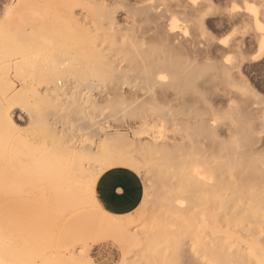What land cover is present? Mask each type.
<instances>
[{
	"label": "bare ground",
	"instance_id": "obj_1",
	"mask_svg": "<svg viewBox=\"0 0 264 264\" xmlns=\"http://www.w3.org/2000/svg\"><path fill=\"white\" fill-rule=\"evenodd\" d=\"M152 1L125 25L117 2L6 1L0 264H85L97 232L64 243L63 228L104 209L96 189L114 167L138 173L145 192L134 211L105 220L119 264H264V85H252L245 64L264 56V0H224L223 10L216 0ZM216 13L241 24L214 45L222 60L198 62ZM199 84L237 104L201 108ZM150 125L154 139L125 132Z\"/></svg>",
	"mask_w": 264,
	"mask_h": 264
},
{
	"label": "rangeland",
	"instance_id": "obj_2",
	"mask_svg": "<svg viewBox=\"0 0 264 264\" xmlns=\"http://www.w3.org/2000/svg\"><path fill=\"white\" fill-rule=\"evenodd\" d=\"M6 1L7 0H0V13L4 9V6L7 4ZM107 1L117 2L119 4H122V5H119V7L117 8V12H116V16L118 17V20L120 21L122 25H125L127 21H130V20H134V19L136 21L141 20V16L136 15L134 10L137 8H142L145 5H148L150 2H154L152 0H107ZM216 2L219 8H221L222 10L227 7L226 6L227 3L224 0H216ZM168 4H169V7L172 8V10L176 9V6H174V3L169 2ZM238 4H240V2ZM162 7L163 6H160V8ZM222 10H217L216 12H219ZM238 22L236 23V25L232 26L226 20V18L224 19V17L219 15V13H216L215 15L210 17L209 30H210V34L214 37V43L210 44V47L212 49L210 48L209 53L206 51H201L195 54L197 56L198 62H203L207 58H210L211 60H214V61L216 59H218L219 61L222 60L224 57V53H222L219 50H216V46L214 45H217L222 39L230 38L231 32L233 31V29L240 26L241 23H238ZM149 29H150L149 26H145V30H149ZM151 32L152 31H149L148 33L150 34ZM246 40H247V43L245 45V52H246V55L249 58H251L255 56V53L257 51V46L255 43L249 42L248 39ZM245 64L247 65L248 76L250 78V82L252 83L254 87H256L257 90L262 91L261 87L264 85V56L260 60L254 61V62L247 60ZM213 87L214 86L212 84L200 85V90L204 92V94L206 95V99H207L206 104L199 103V106L201 108L204 109L205 107V109L209 110L212 106V108L215 110H219V109L226 110L228 109L230 105L237 104L236 95H231V94L225 95L222 91H220L218 94L212 93ZM67 94L70 95L69 93ZM174 97L175 95H173V93H169L170 99H173ZM188 98L187 99L190 101L194 100L193 97H188ZM176 102L179 103L180 101L177 100ZM176 102H173V103H176ZM206 114L208 116H211V113L209 111ZM125 132H128V134L133 139H135L136 137L141 138V139L142 138L144 139L153 138L154 139L156 136V134L153 132L152 125L148 126L145 130H141L138 135L134 134L130 130L128 131L126 130ZM220 134H221V138H224V139L228 138V134L224 130H222ZM136 174L139 175L138 173ZM144 199H145V192L143 194L141 203L144 201ZM111 213H114V212L104 207L103 210H99V211L98 210H85L81 212L80 214L71 217L65 223L64 228H63L64 243L74 242L76 237L80 234L87 233V232H90L91 234H95L97 232V234L95 235V239L92 240L91 242L90 264H119L120 256L124 252L123 248L122 246L116 244V236H114L111 233H108L103 228L105 224V220L108 219V216H110ZM44 264H73V263L66 262L63 260L53 259L48 262H45Z\"/></svg>",
	"mask_w": 264,
	"mask_h": 264
},
{
	"label": "crops",
	"instance_id": "obj_3",
	"mask_svg": "<svg viewBox=\"0 0 264 264\" xmlns=\"http://www.w3.org/2000/svg\"><path fill=\"white\" fill-rule=\"evenodd\" d=\"M99 202L114 213L134 211L141 203L144 194L142 178L124 167H114L104 173L97 185ZM85 264H90L91 242ZM120 256V259L122 258Z\"/></svg>",
	"mask_w": 264,
	"mask_h": 264
}]
</instances>
